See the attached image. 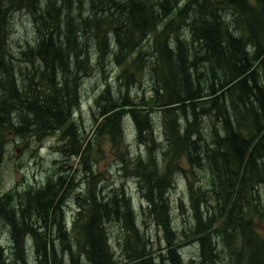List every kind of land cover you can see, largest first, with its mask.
Here are the masks:
<instances>
[{"label":"trees","instance_id":"obj_1","mask_svg":"<svg viewBox=\"0 0 264 264\" xmlns=\"http://www.w3.org/2000/svg\"><path fill=\"white\" fill-rule=\"evenodd\" d=\"M15 14L29 18L33 33L24 46L18 44L16 54L11 49L10 25ZM134 52L132 60L120 67L118 84L112 87L106 73L111 59L117 64L123 59L127 62ZM14 59L26 64L15 65ZM20 66L26 68L24 73L17 72ZM28 66L34 70L28 71ZM96 70L106 83L95 100L94 147L92 140L83 145L82 131L75 123H66L73 110L81 107L79 81ZM146 72L163 113L161 139L151 115L155 110L132 96V85L142 83ZM202 82L205 89L200 87ZM187 106L194 111L188 126L198 125L199 139L204 137L199 113L215 118L210 121L204 157L199 140L181 131L176 111ZM125 116L132 117L138 142L147 146V159H129ZM6 132L39 140L58 133L61 155L77 158L82 168L70 177L68 170L52 172L38 187L0 190V223L10 232L7 243L13 257L7 263L8 249L0 238V261L31 264L27 257L31 243L37 256L34 264H65L64 250L67 264H80L82 254L89 264H123L127 259V264H153L151 250L145 248L138 232L141 213L135 212L124 182L115 181L87 194L80 190L90 174L98 175L91 159L94 152L103 151L101 139L108 136L120 151L123 177H140L150 207L156 205L159 189L168 194L174 186L175 150L189 156L190 166L207 159L214 179L209 187L215 195V213L223 218L221 225L214 227L215 222L203 218L202 208H212L210 199L203 196L205 184L191 177V168L185 174L197 220L195 241L202 248L199 262L215 264L214 237L230 238L237 251L238 236L246 249L245 264H260L257 253L261 251L264 257V246L260 248L262 242L256 240L252 218L260 208L259 189L264 187V0H0V163ZM159 151L166 162L162 171ZM127 166L132 172L127 173ZM145 173L150 174L148 182L142 179ZM74 179L72 194L67 187ZM107 179L98 176L100 181ZM71 203L81 210L72 221L77 235L67 232V219L62 217ZM161 203L166 205L164 199ZM150 214L145 227L152 220L167 224V219ZM106 223L120 225L115 237L112 229L108 237L104 234ZM55 230L57 238L52 236ZM73 238L79 246H73ZM111 238L125 248L124 258L117 254ZM177 248L168 252V258L172 264H184Z\"/></svg>","mask_w":264,"mask_h":264},{"label":"rangeland","instance_id":"obj_2","mask_svg":"<svg viewBox=\"0 0 264 264\" xmlns=\"http://www.w3.org/2000/svg\"><path fill=\"white\" fill-rule=\"evenodd\" d=\"M195 12H193L194 14ZM197 16V15H196ZM207 19V16H205ZM29 24V18L25 15L15 14L10 21L11 25V40H13L12 44V52L16 54L19 49V45H25V39L28 37L30 39L33 38L32 29ZM185 33V32H184ZM136 55V52L131 54L125 62L126 59L122 60V63L117 64L115 61L109 63L107 67V78L108 81L111 82L112 87H116L118 84L117 73L120 70V67H125L130 60ZM97 57H94L93 64L95 63ZM15 65H25V62H20L19 59H14ZM29 67V66H28ZM34 68L29 67L28 71H33ZM26 68L22 66L19 67L18 73L25 72ZM28 73V72H27ZM78 88L81 92V107L76 109V112L73 110L70 114L69 119L67 120L68 126L70 123H75V128H80L83 134V145H89L91 140L92 145L95 147L96 141L93 139L95 135H92V129L94 126L93 118L95 116L96 104L95 100L98 98L103 92V84L106 83L105 78L98 73V71H92L91 74L85 76L82 81H79ZM200 87L203 89L206 88V84H200ZM132 96L136 97L137 100H143L148 103L149 100L152 99L151 105L149 108L154 112L151 114L153 117L154 125L157 128V137L160 139L163 135L159 134L161 131L159 127L162 122V112L161 109L156 105V93L152 89V80L148 75V72L144 74V77L141 82L134 83L132 85ZM75 91V90H74ZM203 97L206 95L205 92L202 93ZM76 96V93H75ZM202 100V99H200ZM188 102L185 105H188ZM191 104V103H189ZM177 115H179V124L181 127V131L184 134L191 135L192 139H198L199 151L201 156L204 157V151L206 149L207 144L210 141V133H211V122L215 121V118L211 115H204L199 113V117L202 121V125H200L201 133L206 138L201 137L199 139V134L195 132V128L198 126H188V121L192 120V113L194 112L191 106H187L186 109L182 110V107L177 109ZM198 113V112H197ZM211 121V122H210ZM124 132H125V145L128 147V155L129 159L133 162L137 159H147L149 151L147 146L141 145L136 138L135 124L131 116H125L123 118ZM74 130V129H73ZM79 130V129H78ZM188 130V131H187ZM62 132V131H61ZM5 140V151L2 157V161L0 163V178H1V193L6 192L9 189H14L19 186V188H26L28 186L38 187L41 184H44L46 177L52 172L68 170L70 171L69 177L76 173L78 170L82 168V163L78 161L77 158L71 157L70 159H65L60 152L61 142L59 139V134L55 133L52 135H46L40 140L32 137L25 138H16L13 136L11 132H6L3 138ZM159 139V143H160ZM103 151L101 153L94 152L91 162L94 163V167L98 171V175L92 177L91 174L88 176V180H85L84 184L80 186V190L82 193H92L93 191L103 188L105 186H110V183H114L115 181L118 184L126 185V194L127 197L130 198L135 212H140L139 221H138V232L142 236L141 240L144 241L145 248H149L151 250L150 255L153 256V264H172V261L168 258V252L175 247H178V250H181V256L184 258V264H212L211 262L203 263L204 260L200 261V257L198 254L201 253L202 248H200V243L195 241L196 236H194V231L196 229L197 220L196 217L192 215L191 205L189 200V186H188V178L186 177V173L189 168H191V177L196 181H201L200 183L205 184V193L204 197L210 199V204L212 206L211 209L204 206L202 208L203 218L209 222H215L213 224L214 227L221 225L223 218L221 216H217L215 212H218L216 209L215 195L211 191L213 188L209 187V184H213L214 179L212 177V170L207 162V159L201 161L200 165L196 167L197 164L190 166L189 165V156L183 154L180 150H175L173 159L178 161V166H174V186L170 187V191L168 194L162 188L157 191V201L156 205L150 207L148 204L149 200L147 196L141 189L138 176L134 177H123V171L121 169L122 161L119 158L118 154L120 151L116 150L112 141L108 136H105L101 139ZM193 153L197 152L196 147H192ZM156 150V149H153ZM125 151V147H121V152ZM158 167L160 171L165 168V159H162L161 152L157 153ZM185 169L186 171H184ZM127 173L132 172L130 166H127ZM108 177L107 181L98 180V176ZM132 175V174H130ZM142 177V175L140 174ZM144 177V178H143ZM142 179L148 182L150 178L149 173H145ZM74 182L70 183L67 187L69 193L74 192ZM143 186V185H142ZM260 208L253 214V230L258 235L257 241H261L262 244L260 248H262L264 242V187H260ZM79 193V192H78ZM164 199L166 205L163 207L161 200ZM73 202V201H71ZM160 202V205L157 206ZM124 204H127L124 203ZM75 205H68L65 213H62V217L67 219L68 227L67 232L73 233V235H77L76 230H73V219ZM92 208V207H91ZM90 208V209H91ZM124 208V206H123ZM67 212V213H66ZM152 212V217H158L162 220L167 219V224L164 225V222L161 221V224L156 221L153 222L152 225L146 226V222L149 220V215ZM148 214L147 220L145 214ZM66 216V217H64ZM137 222V221H136ZM70 225V226H69ZM104 234L108 237V230L112 229V234H117L118 230H121L119 224H115V226L110 225L109 223L104 225ZM58 231L52 232V236L57 238ZM0 238L3 243L6 245L8 251L6 252V256L9 258L7 263L12 262L11 255V246L8 245L7 242L10 241V232L7 226L4 223H0ZM74 242L72 243L75 247L76 239L73 238ZM111 242L113 244L116 243L115 238H111ZM238 249L234 251L233 241L230 238H226L223 240L220 236L214 237V245L217 248L212 259L215 264H240L246 263L247 253L242 243L241 237L237 236ZM236 241V240H234ZM242 243V244H241ZM117 247V254L124 258L125 248H121L118 246V243L115 244ZM235 247V246H234ZM264 249V248H262ZM4 250V249H3ZM76 250V249H75ZM105 250L110 251L108 245L105 244ZM27 257H29L30 262L32 264L35 263L36 253L34 251V247L29 243L27 246ZM5 253V252H4ZM63 260L65 264H67L68 258L66 257L65 250L63 251ZM76 253V252H75ZM69 255V254H67ZM113 255V254H112ZM6 256L4 258L6 260ZM192 257H196V260H192ZM117 258V257H116ZM215 259H217L215 261ZM260 264H264V257L261 251H258L257 258ZM2 264H6L4 261H0ZM89 264V259L87 255L82 254V258L80 259V264ZM129 263L128 259L123 261V264ZM18 264H24L20 261ZM110 264H114L110 262Z\"/></svg>","mask_w":264,"mask_h":264},{"label":"water","instance_id":"obj_3","mask_svg":"<svg viewBox=\"0 0 264 264\" xmlns=\"http://www.w3.org/2000/svg\"><path fill=\"white\" fill-rule=\"evenodd\" d=\"M151 103H152V99L149 100V105H151Z\"/></svg>","mask_w":264,"mask_h":264},{"label":"bare ground","instance_id":"obj_4","mask_svg":"<svg viewBox=\"0 0 264 264\" xmlns=\"http://www.w3.org/2000/svg\"><path fill=\"white\" fill-rule=\"evenodd\" d=\"M134 206V205H133ZM67 213V212H66ZM64 217H66V216H64ZM67 222V221H66ZM67 225H68V223H67ZM70 226V225H69ZM113 246V245H112Z\"/></svg>","mask_w":264,"mask_h":264},{"label":"flooded vegetation","instance_id":"obj_5","mask_svg":"<svg viewBox=\"0 0 264 264\" xmlns=\"http://www.w3.org/2000/svg\"><path fill=\"white\" fill-rule=\"evenodd\" d=\"M80 212H81V210L78 212V215H79Z\"/></svg>","mask_w":264,"mask_h":264}]
</instances>
